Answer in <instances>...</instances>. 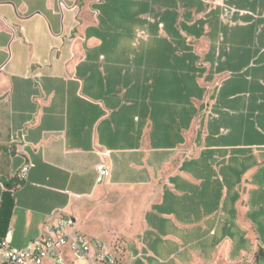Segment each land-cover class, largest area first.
I'll return each instance as SVG.
<instances>
[{
    "label": "crops",
    "instance_id": "crops-1",
    "mask_svg": "<svg viewBox=\"0 0 264 264\" xmlns=\"http://www.w3.org/2000/svg\"><path fill=\"white\" fill-rule=\"evenodd\" d=\"M209 1L0 0V240L264 264V0Z\"/></svg>",
    "mask_w": 264,
    "mask_h": 264
},
{
    "label": "built area",
    "instance_id": "built-area-1",
    "mask_svg": "<svg viewBox=\"0 0 264 264\" xmlns=\"http://www.w3.org/2000/svg\"><path fill=\"white\" fill-rule=\"evenodd\" d=\"M211 6L220 7L223 15L235 10L224 0H210ZM22 146V138H17ZM32 167L28 160L20 168L18 175L23 177ZM97 183L109 177L103 164L96 167ZM7 233L0 240V264H124L118 244L108 245L99 239H91L78 229L76 221L70 216L59 215L44 222L39 236L27 242L22 248L9 245Z\"/></svg>",
    "mask_w": 264,
    "mask_h": 264
},
{
    "label": "rangeland",
    "instance_id": "rangeland-1",
    "mask_svg": "<svg viewBox=\"0 0 264 264\" xmlns=\"http://www.w3.org/2000/svg\"><path fill=\"white\" fill-rule=\"evenodd\" d=\"M117 194V192L115 193V195ZM100 226L102 227V228H104V227H106V226H108V222H106L105 220H103V221H101L100 222ZM101 228V229H102ZM93 232V231H92ZM85 234H86V236H88L89 234H90V231H85Z\"/></svg>",
    "mask_w": 264,
    "mask_h": 264
}]
</instances>
